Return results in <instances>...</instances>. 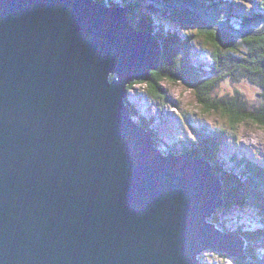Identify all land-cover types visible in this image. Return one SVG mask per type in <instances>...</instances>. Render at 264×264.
<instances>
[{
  "label": "water",
  "instance_id": "water-1",
  "mask_svg": "<svg viewBox=\"0 0 264 264\" xmlns=\"http://www.w3.org/2000/svg\"><path fill=\"white\" fill-rule=\"evenodd\" d=\"M98 0H0V264L247 261L210 161L128 104L160 42ZM154 37V41H153Z\"/></svg>",
  "mask_w": 264,
  "mask_h": 264
},
{
  "label": "trees",
  "instance_id": "trees-1",
  "mask_svg": "<svg viewBox=\"0 0 264 264\" xmlns=\"http://www.w3.org/2000/svg\"><path fill=\"white\" fill-rule=\"evenodd\" d=\"M98 1L110 6L117 3L123 5L128 9L130 21L139 31L153 33L158 38L162 48L159 68L151 71L149 81L140 83L146 86L150 96L167 102V94L158 84L159 79L172 84L182 83L195 93L202 114L220 115L233 131L241 124H252L264 131V0L257 2L255 10L248 9L240 15L233 10L234 7L238 8L234 6L238 0H163L160 12L165 20L174 23L175 30H167L150 18H144L147 13H142L141 1L149 3L147 0ZM200 43L205 45L204 50ZM198 50L203 54L201 60L194 54ZM225 82L252 85L258 90L257 102L250 103L237 88L219 96L217 88ZM165 102L161 111L168 104ZM128 104L135 116V108L130 102ZM181 115L178 116L180 127L188 131L190 137L184 138L183 142L175 138L171 141L178 144L183 153L204 158L212 164L225 192V206L218 212H232L229 210L236 208L239 214L247 212L245 214L252 217L257 213L258 218L263 217L257 226L242 224L240 216L232 224L225 222L231 220L228 215L227 220L223 221L213 217L212 221L220 229L243 238L248 260L239 261L224 254L217 256L230 264H264V169L254 162L238 159L235 154L230 155L225 161L234 164L233 170L238 168L245 173L250 172V178L240 179L239 171L235 173L226 169L224 160L219 163L214 160H217L221 145L225 144L226 130H211L203 125L204 122L199 124L189 117L191 115ZM156 117V114L146 115L138 117L137 121L149 131H154L153 120ZM253 180L257 182L256 186Z\"/></svg>",
  "mask_w": 264,
  "mask_h": 264
},
{
  "label": "rangeland",
  "instance_id": "rangeland-1",
  "mask_svg": "<svg viewBox=\"0 0 264 264\" xmlns=\"http://www.w3.org/2000/svg\"><path fill=\"white\" fill-rule=\"evenodd\" d=\"M133 1V0H130ZM149 3L145 1H141L143 7L142 13L145 15V19H149L151 21H154L158 24H161L164 26L167 30H175L174 29V23L171 21L165 20V16L162 15V12H160V5L162 4L163 0H147ZM259 0H238L237 6L238 8L234 7V11L237 14H242L246 12L248 9L255 10L257 8V2ZM151 3V4H150ZM154 4V5H152ZM156 5V6H155ZM159 9V11H155V9ZM244 9V10H243ZM129 16V14H128ZM156 20V21H155ZM155 25V24H153ZM148 33V32H147ZM153 34V33H149ZM154 35V34H153ZM152 35V36H153ZM155 36V35H154ZM156 37V36H155ZM156 39H158L156 37ZM153 37V41H154ZM159 41V40H158ZM200 47L204 50L206 47L203 43H200ZM198 51H195L194 54L198 56L201 60L203 57V54ZM159 68V66H158ZM142 82H132L129 84L130 88L128 89V98L130 104L135 108L136 115L135 118L142 116H150L153 114H156L157 117L153 120V125L156 127V129L153 131V136L157 142V144L160 147H163L164 143L169 142L172 143V138H175L176 140H181L180 142H183L184 138H189L190 133L188 131H185L183 128L180 127V123L178 121V116L181 115V113H187L188 115H191L189 117H192L197 123L202 124L204 122V126L210 128L211 130H220L224 129L226 130V138L223 140V143L225 141V146L221 145V150L217 153V161L218 163L220 160H226V158L230 155H234L238 159H244L247 163L254 162L255 164H258L260 167L264 169V131H262L260 128L249 125V124H241L237 127L236 131H233L232 129L227 127V124L222 120L220 115L218 114H210V115H204L202 114L200 107L197 102V98L195 96V93L188 89L184 84L182 83H175L172 84L168 80L159 79L158 84L160 87H162L163 92L167 94V102H165L163 99L156 100L152 96H150L147 92L146 86L143 84H140ZM128 86V87H129ZM235 88L239 89L241 93L245 96V98L250 101V103L257 102L256 100L258 95V90H256L252 85L248 83H239V84H228V83H222L217 88V93L219 96L226 95V93H230ZM168 103L166 107L161 111V108L163 107V103ZM158 111H161L160 114H158ZM168 113V115H167ZM193 115V116H192ZM182 116V115H181ZM176 117V118H175ZM226 124V125H225ZM217 147L218 144H215ZM226 169L230 171H234L239 175V178L241 177L242 180H246L247 177L250 178V172H243L241 169L233 170L234 167L233 163L226 162ZM221 169V168H220ZM223 170V169H222ZM240 178V179H241ZM251 182V181H250ZM254 186L257 185V182L255 183V180L252 181ZM252 184V183H251ZM252 184V185H253ZM232 212H218L214 217L217 219V217L223 221V219L227 220L228 217L231 218V220L225 221L226 223L232 224L235 221L239 220V216L241 217V223L245 225H251V226H257L260 224L261 219L258 218V214H253V216H249L244 213H237L236 208H231ZM246 211L251 212L250 209H247ZM228 215V217H227ZM239 224V223H238ZM240 225V224H239ZM218 254L212 251H205L201 257V263L207 264V263H213V264H230L227 260H221L218 256ZM222 258V257H221Z\"/></svg>",
  "mask_w": 264,
  "mask_h": 264
},
{
  "label": "bare ground",
  "instance_id": "bare-ground-1",
  "mask_svg": "<svg viewBox=\"0 0 264 264\" xmlns=\"http://www.w3.org/2000/svg\"><path fill=\"white\" fill-rule=\"evenodd\" d=\"M259 237V236H258Z\"/></svg>",
  "mask_w": 264,
  "mask_h": 264
}]
</instances>
